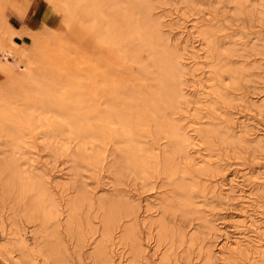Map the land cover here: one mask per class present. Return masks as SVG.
I'll return each instance as SVG.
<instances>
[{
  "label": "bare ground",
  "instance_id": "obj_1",
  "mask_svg": "<svg viewBox=\"0 0 264 264\" xmlns=\"http://www.w3.org/2000/svg\"><path fill=\"white\" fill-rule=\"evenodd\" d=\"M181 1L189 8V11L194 10V4L209 6L211 3L223 2V0ZM58 2L62 11L61 18L65 23L68 22L69 24L71 19L77 15L76 13L80 12L85 17V21L89 23V29L96 32L98 43L116 48L120 58L117 62H111L103 59L99 53L96 54L97 64L100 66L98 62L105 60L106 62L103 61L101 65L104 63L103 67L106 66L105 69H108L104 73L102 66H100L101 68L95 67L97 69L95 72H98L97 76L94 73L97 81L101 77L100 84L96 83L100 86L103 85V87L97 89L99 101L97 109L91 111L90 107L89 112H87L88 110L85 112L88 115H84L83 110L86 106L83 108L82 105V112L78 111L79 116L81 114L80 117H77L78 120L87 116L85 121L80 120L79 123H77L78 121L75 123L77 118L75 119L68 112V114L64 113L66 115L64 116L63 112L65 111L63 109L66 106L68 109V105L62 106V104L61 107H54V110L52 107L54 105L48 104V107H52L48 110L45 107L38 108L40 105L42 106L40 102L35 111H43L41 112V116H43L44 110L47 114L52 109V115L51 113L48 115L53 116L52 119L54 116L58 119L56 114L59 113V122L61 120V123L69 127L66 129V133L68 131L72 135L82 133L79 136L84 140L79 139L78 146L69 154L71 162L75 164L74 166L72 163V177L79 175V168L95 169L99 167L103 169L104 173H107V180L111 189H108L107 195L103 193H93L92 195L91 191L80 186L79 183L77 184L80 187L72 182L62 185L61 182L57 181L54 185L61 189V197H64L62 205L58 197L51 191L52 185H49L43 175L33 174L22 169L13 156L2 158L3 160L0 161L1 193L9 198H15L21 216L33 226L30 243L25 239L21 230L17 228L4 240L2 248H7L8 245L17 246L20 253L17 264H69L66 242H63L61 236L60 227L62 226L67 238L73 244L75 253L76 251L80 252L83 246L89 245L91 251H89L88 257L92 259L93 264H108L112 236L118 232L116 237L127 246L129 252L130 261L128 264H147L149 261L146 262V247L143 246L144 244L138 236L137 218L139 214H137V210L139 207L136 202L132 201L133 199L130 200L131 196L127 197V194L123 193L125 190L121 185L123 177L131 175L136 180H140L144 188L150 183L152 177L156 178L159 174H163L166 176L170 187L172 186L173 192L169 196H165L166 193L163 192L165 193L164 197H161L159 202L162 213L159 211L161 214L159 215L162 216L163 213L170 212L180 215L179 218L182 216L184 218L194 211L197 212L196 205L201 201L195 202L196 200L193 198L196 199V197H192L191 192H203L207 188L205 184L199 182L198 176L211 172L218 167L202 153L204 148H201V143H205L210 150L212 142L208 138L215 136L226 147L232 146L245 150L264 149V128L262 129L251 118L240 119L237 117L238 128L234 130L235 127L230 128L234 123L233 125L230 124L229 127L227 125V123L234 121L231 118L232 114L225 115L226 112L221 110L220 105H218V102L229 103L230 101L222 92L225 86L223 75H230L232 82H234L233 73L236 75L237 72H245L252 66L250 67L248 63H245L239 70H236L234 67H230L233 63L231 65L225 63L229 54H232L233 47L237 45L236 41H227L233 46L232 48L230 46L228 50L223 51L224 47L220 50L215 47L214 39L210 35L212 27L209 28L208 23H203V18L200 16L204 18L205 16L202 13L199 16V11L197 12L198 16L191 22L187 21L186 17H176L175 19L171 17V14L164 22L161 20L160 14L157 15L153 12L155 6L152 0H58ZM235 4L239 14L249 17H254V14L259 15L264 9V0H235ZM101 11H103L102 14ZM2 12H0V70L14 75L13 77L24 88L25 91L18 89V91L22 90L19 92L25 96L21 97L23 100L41 96V99L46 101L44 88L46 86L45 90H47L50 81L51 87L52 85V88L55 87V91L53 90L55 97L59 95L60 100L63 99L64 101L68 90L72 89L67 86V83L68 85L74 84L75 82L72 81H74L75 75L65 76L71 82L62 78V81L65 80V85L56 81H54V85L50 79L53 75L46 73L47 70L43 69V65V67L41 64L38 66L39 64L32 54H28L30 52L27 51V47L17 40L22 38L26 31L28 32L26 24L22 25L21 28H16L10 24L7 15ZM114 12L119 13V23L114 17ZM188 22L191 23L190 29L187 27ZM173 30H177L173 34L175 37H170L169 33ZM258 40L261 41L260 38ZM123 42H127V44L123 46ZM142 48L146 54V58L143 60L136 53ZM237 51L239 50L237 49ZM131 52L135 55L130 60L129 54ZM128 61H131L132 64L134 62L136 65V80H140L141 83H144L145 80L146 85L143 86L146 91L144 88V94H139L140 91L131 86L130 75L135 74L134 72H126L128 77L126 83L122 81L124 76L118 74L119 67L128 64ZM206 65L212 69H209L211 71L210 76L205 79L206 82L213 83L210 86L202 82L208 73L203 69ZM198 70L200 72L196 73ZM48 77L50 78L48 79ZM61 86L62 88L65 86L66 89L69 87V89L64 90ZM51 92L49 91V98ZM60 94L66 96L63 95L61 98ZM49 98L48 100H51ZM23 100L20 101L23 102ZM251 100L247 99L242 102L249 103L245 107L256 106L257 113L255 115L263 116L264 97L261 99V103ZM63 101L62 103H66V101L69 103L70 98L69 101ZM0 102L3 101L0 100ZM56 102L58 103V100ZM3 103H5L3 104L4 108L6 102ZM36 103L38 102L35 101L34 105H37ZM42 103L44 104V102ZM0 105L2 106V104ZM60 108L63 111L58 110ZM6 109L8 108L5 106L3 110H0V133L8 138L12 146L14 145L13 148L16 152L20 146L22 126L13 125L12 120H15V114L20 109L17 110L16 107V112L12 111L11 107L10 110ZM70 109L72 108L70 107ZM24 110L21 109L18 114L21 115L24 112L25 119L30 120L29 114L26 113L32 110H28V112ZM53 111L57 113H53ZM93 112L94 114H92ZM2 113H8V115L11 113L9 116L6 114L7 119L9 118L6 120L9 123L12 122L11 125L3 123L2 118L5 114ZM12 113H14V117L11 116ZM71 113L73 114V112ZM10 117H12L11 121ZM61 117H66L64 118L65 122L62 121ZM72 117L75 121H72ZM89 117H96L93 124H88V122L90 123ZM203 117L208 121L202 122L200 119ZM218 117L222 119V122L218 121ZM185 118H188L189 121L184 123L183 119ZM18 119L19 121L25 120L19 116L17 121ZM86 119L87 123H85ZM35 121L37 120L35 119ZM52 121L54 122V120ZM55 122L59 124L56 119ZM63 124H59L61 126L59 129L66 128ZM86 124L88 127L84 126ZM26 127L28 129V126L24 128ZM51 129L53 130V128ZM53 131L56 132L55 129ZM61 132L60 130L57 131L58 134ZM236 173H232L231 178L226 177L223 181L208 186V193L212 200L238 204L240 206L238 213L236 212L238 217L231 219V221H223L220 226H218L220 223L214 224V221H206L202 216L197 217H202L206 221L205 228L207 227L211 232V237L222 238L219 243L216 238L205 250L206 264H264V198L260 197V194H264V172H259L258 168L253 167L240 176H237ZM187 177L190 178L189 181ZM248 184L253 186L252 189L257 191L256 194L247 193ZM120 185L123 187L122 190ZM163 185L165 184L163 183ZM71 189L73 190L72 194ZM261 201L262 203H260ZM145 204L148 207L150 201ZM91 211L93 212L92 215H90ZM61 212L63 213L62 218H60ZM82 213L84 218H82ZM166 216L169 217L167 213ZM167 217L154 220L158 227L157 239L163 243L167 242L170 246H173L175 242L182 244L184 241L189 247L195 245L196 238L192 236L186 238L183 232L178 231L177 227L174 228V224H172L174 227L169 226L168 223L170 222H165ZM174 217L177 218V215L169 218L171 220ZM202 219L199 222H202ZM141 223H146L145 218L141 220ZM180 223L178 224L180 225ZM94 235L96 238L92 237ZM9 252L6 251L8 254ZM167 259L168 256L163 255L159 264H166Z\"/></svg>",
  "mask_w": 264,
  "mask_h": 264
},
{
  "label": "rangeland",
  "instance_id": "obj_2",
  "mask_svg": "<svg viewBox=\"0 0 264 264\" xmlns=\"http://www.w3.org/2000/svg\"><path fill=\"white\" fill-rule=\"evenodd\" d=\"M152 2L154 3L153 5L155 6V10L153 12L157 13V15L160 14L161 20H164V22L165 20L167 21V18L170 17L168 16L170 14L171 17L175 19L176 17L177 18L186 17V20L191 22L195 19V17H197L198 15L200 16L202 13L203 16H205V18L202 16L200 17L203 18V23H208L209 28L210 26L212 27V30H210V35L211 38L214 39V43L216 45L215 47H217L219 50L220 48L223 49V47H224L223 51L225 49L228 50L231 45L230 43H227V41L229 40L236 41L237 45H235L234 47L233 46L230 47V48L233 47L234 50L232 49L233 52L232 54H229L228 59L225 61V63H227L228 65H231V63H233L232 66L230 67L232 68L234 67V69L236 70H239V68L245 63H248L250 67L251 66L252 67L248 68L249 70L247 69L245 72L242 73L237 72L236 75L235 73H233V78H235L234 82H232V78L230 75L228 76L226 74L223 75L225 86L223 87L222 92L228 97V99H230V101L229 103L218 102L219 103L218 105H220L221 110L226 112L225 115H228L229 113L232 114L231 118L234 119V121L227 123L228 127L233 125L234 123V125L231 126L230 128L235 127L234 130H237L238 128L237 117H238L240 119L251 118V120L257 122L258 125H260L261 128L263 129L264 113L263 116L262 115L258 116V114L255 115L257 113L255 109L256 106L254 107L249 105L245 107V105H248L249 103L247 104L242 101H246L247 99H252L251 101L256 100L258 101V103H261V99L264 97V70H263L264 40H262L264 39V9L260 12L259 15L254 14L253 15L254 17L252 16L249 17L246 15L239 14V12L237 11L235 0H223L222 3H211L209 6L208 5L201 6L198 4H194L193 11H189V8H187V6L181 0H152ZM0 3H2V6H0V12L3 11L2 13L4 15H7L8 17L7 19L10 22V24L18 28H21L22 25L26 24L28 32L26 31V33L22 36V38H18L17 40L18 42H22L24 46L27 47L26 48L27 51L30 52L28 54L29 55L32 54V56L38 62L37 63L39 64L38 66H40V64L41 66L43 65L45 67L44 68L42 66L43 69L47 70L46 73H48L49 75H53L51 78L48 77V79L49 78L52 79L54 85H55L54 81L58 82L59 84L60 82H62V84L65 85L66 83L64 82L67 79L65 78V76H68L69 74L70 75L73 74L76 77V78L74 77L73 78L74 81H72L75 82L74 84L70 83L71 85H68L67 83V86H70L72 88L68 90L67 96L63 94L66 96V98L64 96L65 98L64 101L66 100L69 101L70 98L69 103L67 101L66 103H62L63 99L61 101L59 95H57L59 99L55 97L56 96L54 94L55 87L52 88L53 85L51 87L50 81L48 83L52 89L49 87V85L47 87V90H45L46 86L44 88V92H46L44 95L45 99L47 97L46 101H44L43 98L41 99V96L40 97L36 96L37 98L36 97L26 98V100L25 99L23 100V98L21 97L22 96L25 97V96L23 95V93L21 94V92L24 88L13 77L14 75L10 73L7 74L5 71L0 70V100L6 102L4 108L6 106L8 108L6 110H10L11 107L12 111H15L17 107V110L26 109L24 110L26 112H28V110H32V111L34 110L33 113L32 111L31 112L29 111V113L25 112L27 115L29 114L28 117H30L32 120L31 119L26 120L24 117L25 115L23 116L24 112L22 114L20 113L21 115H19L18 113L20 110L18 111L17 114H15L16 121L14 119L12 120L13 125H17L20 127L22 126V131H20L21 134L20 146L16 152L14 151L13 148L14 145L12 146L11 145L12 143L9 142L8 138L4 137V134L0 133V161L5 159L6 157L9 158L13 156L18 161L22 169L26 170L27 172L30 171L33 174L43 175L45 179H47V181L49 182V185H52L50 189L54 193V195L58 197V199L61 201L60 204L62 205H63L64 197L63 198L61 197L62 196L60 191L61 189L60 187H56L54 185L55 182L57 181L61 182L62 185L63 183L70 184L71 182L75 183L76 185H78L77 183H79L80 186L84 188L86 187L85 189L91 191L92 195L93 193L94 194L103 193L104 195L105 194L107 195L109 191L108 189L111 188L109 185L110 183L107 180L108 175L106 172L104 173L103 169H100L99 167L98 168L96 167L95 169L82 167L79 168L78 170L79 175L77 176L75 174L76 176L74 175L75 177L74 178L72 177L73 174H71V172L73 171L72 169L73 162H71L69 154L72 151H74L75 147L78 146L80 142L78 140L82 138L79 135L82 133L80 134L78 133V135L77 134L72 135L70 131H68L69 134L68 132L66 133V129L67 128L69 129V127L61 123V120L59 122L60 117H59V113H57L56 110L53 111V113L56 112L58 114L57 115L55 113L58 119L55 116L54 118L58 120L59 124L61 125L63 124V126L66 127V128H62L64 130L59 129L61 128V126L59 124H56L57 122H55V119L54 118L52 119L53 116L51 117L52 109L50 112L48 110H50L49 108L52 106V104L54 105L52 106L53 109L54 107H61L62 104H63L62 106L68 105V109H66L67 106L66 108L63 107L64 108L63 110L65 111L63 112V115L64 113L66 114L68 112L70 115H73L74 118L76 119L79 116V112L80 111L82 112L84 106H86L85 110H83L84 115L86 114L88 115V113L85 114V112L86 110H88L87 112H89L90 107H91V111L97 109L99 104L97 97V89L103 87V85L100 86L97 84L101 81V77H99V80L97 81L96 76L98 72L97 73L95 72V70L97 71L95 67L97 66L98 68H101L100 66H102V69H104V73H105V70H107L108 68L105 69L106 66L103 67V65L105 64L103 63L101 65V63L105 60L111 62H117L120 58L117 49L107 44L101 45L100 43H98L99 41L98 38H96V32L91 31L89 29L88 27L89 23L85 21L86 20L85 17L80 12H77L76 13L77 15L71 19L70 21L71 24L70 23L68 24V22L65 23L63 18H61L62 11L58 0H48V1L47 0H0ZM102 12L103 11H101V14ZM193 13L196 14L194 15ZM113 14L116 21H118L119 13L114 12ZM190 22L187 23L188 29H190V25H191ZM117 23H119V21ZM176 31L173 30L171 33H169V36L175 37L173 36V34H175ZM258 38H260L261 41L258 40ZM126 44L127 42L126 43L123 42L122 45L125 46ZM244 44L247 46L245 47ZM237 49L239 51H237ZM181 51L183 53V50ZM97 53H99L103 57V59H105L103 61L100 60V62H98L100 63V66L99 64H97L98 61L96 55ZM136 53H138V55L141 56L140 59L143 60L146 58L145 50L143 48ZM134 55L135 54H132V52L129 54L130 60L133 59ZM134 65H135L134 62L132 64L131 61H128V64H125L123 67L122 66L119 67L118 74L120 76H124L122 77L123 78L122 81L126 83V79L128 78L126 76V72L127 71L134 72L135 74L130 75L132 80L131 86L137 88V91L138 90L140 91L139 94L140 93L144 94L143 92L146 91V88L144 87L146 85L145 80L144 83L143 82L141 83L140 80H136L137 79L136 71H135L136 65L135 66ZM102 69L100 70L102 71ZM123 69H125V71H123ZM203 69L208 73L204 76L202 82L207 86H210L213 83L206 82L205 79H207L210 76L211 73L210 70L212 69L208 68L207 65L203 67ZM199 72L200 70H198L196 73ZM94 73L96 76L94 75ZM108 76L109 74L107 75V77ZM62 78L63 79L65 78V80L62 81L63 80ZM68 80L70 81L69 78L67 79V82ZM137 83L138 85L140 84L141 85L138 86ZM19 88L22 89L19 90L21 92L18 91ZM49 88H50L49 90L50 92L54 90L53 92H51L53 93L52 95L50 93L51 96L50 98L48 91ZM62 89L67 90L69 89V87H67L66 89L64 86V88ZM17 93L18 96H16ZM63 95L60 94L61 98ZM48 98L51 100H48ZM20 100L21 101L23 100V102H21ZM57 100L59 104L56 102ZM35 101L38 102L36 103L37 105H34ZM49 101L50 102L52 101V103H49ZM3 102H0V104H2V106L0 105L1 108H3V104H5ZM40 102L42 106L39 104ZM42 102H44V104ZM9 103L11 104V106ZM48 104H50L51 106L48 107L47 106ZM37 106H39L38 108L45 107V109H48L47 114L44 110V114L42 113L43 116H41V112L43 111L40 110L35 111V108H37ZM69 106L73 110L70 109ZM1 108L0 110L4 109ZM75 109H76L75 111L76 113L74 112ZM58 110L63 111L61 108ZM70 111L73 112V114ZM38 113L40 114V116ZM49 113H51V115H48ZM6 114L8 115V113ZM13 114L14 113H12L11 116H13ZM92 114H94V112ZM16 115H18L19 118H23L25 120L19 121L18 119L17 121L18 116ZM5 116H3L4 118H2L1 116V118L3 119L4 124H8L9 122L7 120L9 118L7 119L8 116H6V118ZM90 117H89L90 123L88 122V124H93L96 120L95 119L96 117H92V118ZM64 118H62L63 122H65ZM74 118L72 117V121H75ZM85 118H87V116H85L84 119H80V120L85 121ZM11 119L12 117H10V121ZM35 119L37 121H35ZM45 120H48L49 122L48 121L46 122ZM52 120H54V122ZM80 120H78L77 118L75 123L77 121H78L77 123H79ZM183 120L184 123L189 121L188 118H185ZM200 120L204 123L208 121L205 117L201 118ZM40 121L43 122V125L42 122ZM218 121L222 122V119L219 118ZM12 122H10L9 125H11ZM28 123L29 125H27ZM85 123H87V119ZM88 124L84 126H87ZM25 126H28V129L27 127L24 128ZM49 126L53 128V130L55 129L56 132H54ZM30 128H32V130H30ZM58 130H60V132L62 131L63 133L61 132L60 134H58L57 133ZM75 135H77V137L79 136L77 140H76L77 137L75 138ZM208 140L212 142L211 148L209 150V148L205 143L203 144L201 143L200 145L201 148H204V150H202V153L205 154L208 157V159L211 162H213V164L215 163L218 167L217 169H214L211 172L199 174L198 176L199 182L205 184L207 188L205 190L206 192L205 191L198 193L194 191L191 192L193 195L191 196L196 197V199L193 198V200H196L195 202L197 203L199 201L201 202L198 204L196 203L197 204L196 207L198 210L197 212L194 211V213L188 214L189 218L187 216L184 217L185 218L184 219L182 218L183 217L182 216L180 217L181 218L180 219L179 218L180 215L170 212H165L162 214V216H160L161 215L160 213H162L161 205H159L161 197H164L165 193H166L165 196H169V194H172L173 192L172 186L170 187V185L168 184V180L165 175L159 174L156 178L152 177L150 179V183L147 184L146 186L144 185L145 186L144 188L143 185L141 184V181L138 179L136 180L131 175L129 177L127 176L128 179L126 176H124L122 179L123 183L121 185H123L124 188L120 185L121 190L122 188L123 190L125 189L124 190L125 192L123 191V193L127 194V197L131 196L130 200L133 199L132 201L136 202V205L139 207L137 210V214H139L137 218V223L139 224L138 236L139 238H141V241L144 244L143 246L146 247L145 248V254L147 255L146 262L149 261L148 262L149 264H159L161 257H163V255L168 256L166 264H206L204 257L205 250L210 246L212 241L216 240V238L218 243L221 242L220 240H222V238L220 237L219 238L211 237L212 236L210 234L211 232L208 230L207 227L205 228L206 221L208 220L214 221V224L220 223L218 225L220 226L221 222L231 221V219L238 217L237 213L240 209V206L236 203L231 204V203L218 202L216 199L215 200L213 199L214 200L213 201L212 198L210 197V194L208 193V188H209L208 186H210L211 184L213 185L215 183H219L223 181L226 177L231 178V174L236 173L237 171H238V173H236L237 176H240L243 172H246L253 167L258 168L259 172H264V149L245 150L243 148H233L232 146L226 147L215 136L208 138ZM161 143L163 144V141H161ZM73 165L75 166L74 163ZM187 180L189 181L190 178L187 177ZM163 183L165 185H163ZM244 184H247V182H244ZM79 185L78 187H80ZM167 185H169L168 187L170 188L166 187ZM247 186H248L246 188L247 193L249 192H251V194L257 193V191L252 189L253 188L252 185L249 186L248 184ZM72 191L73 190L71 189L70 191L71 194ZM263 195L264 194H260V197L264 198ZM155 197H157V199H155ZM148 201H150V204L147 207L145 206L146 205L145 203H147ZM262 201L260 203H262ZM211 207H213L214 209ZM60 208L62 209V207ZM19 211L20 209L15 198L13 197L9 198L7 195L1 193L0 190V264H17V260L20 257V253L18 251L17 246L14 245L13 247L12 245H8L7 248H2L4 245V240H6V238L9 237V234L13 233L15 229L19 228L21 230V233L29 243L32 241L33 226L31 225V223H27L25 221L24 217L21 216ZM166 213L170 218L177 215L178 219L174 217V219L170 220V218L166 216ZM92 214L93 212L91 211L90 215ZM198 216H202L204 219H206V221L202 219V217L201 218L199 217L200 219L197 218ZM62 217H63V213L61 214L60 218ZM164 217H167L166 218L167 220L165 219V222L166 221L167 223L168 221L170 222L168 223L169 226L172 227L175 226L174 228L177 227V230L183 232L186 235V238L188 236H192L196 238L195 245L189 247L186 241H184L182 244L175 242L173 246H170L167 242L166 243L160 242L159 239H157L158 227L156 222H154V220L164 219ZM82 218H84L83 213H82ZM144 218H145V222L148 223L147 226L146 223L145 224L141 223V220ZM201 219L203 223L199 222ZM175 222L178 223L181 222V223L179 225L178 223ZM172 224H174V226ZM60 229H61V236L63 238V242H66L65 245L67 247V253H69V257H68L69 264H93L92 259L88 257L89 255L88 253L89 251H91L90 246L85 245L83 246V248H81L80 252L75 250L76 251L75 253L73 249V244L67 238V235L65 231L62 229V226L60 227ZM117 235L118 232L112 236L113 240L109 248L110 260H108L107 263L128 264L130 258H129V252L127 246L124 243H121L120 240H118V237H116ZM95 236L96 235L92 237L96 238ZM6 251H10L9 254L6 253Z\"/></svg>",
  "mask_w": 264,
  "mask_h": 264
},
{
  "label": "crops",
  "instance_id": "obj_3",
  "mask_svg": "<svg viewBox=\"0 0 264 264\" xmlns=\"http://www.w3.org/2000/svg\"><path fill=\"white\" fill-rule=\"evenodd\" d=\"M16 28H18V27H16Z\"/></svg>",
  "mask_w": 264,
  "mask_h": 264
}]
</instances>
